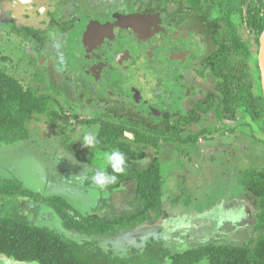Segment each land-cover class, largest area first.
Returning <instances> with one entry per match:
<instances>
[{"label": "rangeland", "instance_id": "1", "mask_svg": "<svg viewBox=\"0 0 264 264\" xmlns=\"http://www.w3.org/2000/svg\"><path fill=\"white\" fill-rule=\"evenodd\" d=\"M63 3V16L67 20L77 17L75 9L80 2L64 0ZM52 4V0H0V67L16 66L17 75L25 79L27 86L33 84L40 94L53 98L48 112L59 114L57 126L47 123L52 114L37 115L27 124L26 139L0 144V179L17 181L32 194L0 197V216L17 217L50 228L65 239L92 247L116 264L151 261L169 264L172 255L211 242L230 245L254 242L259 233L260 207L257 198L246 193L242 173L264 169V141L256 142L250 136L254 133L255 137L264 139L256 124L254 130L242 127L233 134L217 130L196 142L164 146L159 152L165 209L160 219L128 227L116 235L81 234L65 228L56 208L48 201L51 197L65 199L78 218L95 213L113 220L131 217L141 209L132 184L110 191L108 188L99 190L91 182L92 167L99 166L103 153L95 151V147L83 146L80 139L85 132L96 135L99 132V125L83 121L104 112L98 109L96 100L103 103L123 89L126 92L127 89L137 90L154 105L165 103L154 100L152 95L159 92L152 90L156 89L155 82L162 80L164 89L170 90L172 73L162 68L155 52L156 44L149 48L145 39L140 42L145 50L135 53L124 50L114 61L111 53L115 45L104 48V51L110 49L109 57H97L98 48L93 42L99 37H90V31L82 37L78 29L68 38L60 39L56 33L49 35L50 26L43 21V13ZM114 21L112 38L129 27L130 22L137 23L135 19L123 17H116ZM59 22L63 30V19ZM139 31L150 39H160L154 30ZM87 43L90 50L86 56L83 51L74 53ZM1 55L8 56V61L1 64ZM171 58L173 56L169 55L165 61L171 62ZM54 59L60 66V76L56 73L59 69ZM62 67H69L65 74ZM194 68L186 65L182 69L186 81L192 82L199 91L190 97L185 95L187 99L178 108L181 116L186 114L191 97L200 98L210 88V83L200 79ZM116 69L120 74L115 73ZM164 95L160 93L156 98ZM63 114L77 117L63 127ZM217 125L215 121L203 120L190 126L186 135ZM151 159L150 155L136 165L145 168ZM0 264L38 263L19 262L0 255ZM200 264H208V261L205 259Z\"/></svg>", "mask_w": 264, "mask_h": 264}, {"label": "trees", "instance_id": "2", "mask_svg": "<svg viewBox=\"0 0 264 264\" xmlns=\"http://www.w3.org/2000/svg\"><path fill=\"white\" fill-rule=\"evenodd\" d=\"M224 3L223 15L212 27L214 42L220 48L209 62V71L216 80V86L202 101L195 103L181 121L172 122L168 117L154 121L132 108L120 106L106 108L95 118L83 121L99 125V142L95 145V151L104 154L119 149L125 154V174L107 188L118 191L132 184L135 200L141 209L131 217L113 220L95 213L78 218L65 199L56 196L49 198V203L56 208L66 229L81 234L116 235L128 227L160 219L165 209L159 152L164 146L196 142L217 130L230 134L237 133L242 127L254 130V124L258 125L264 136V99L256 56L264 31V0H224ZM246 38L257 44L255 52ZM1 57V64L8 61V56ZM17 72L16 66L0 67V144L26 139L27 124L37 115L52 114L51 121L46 122L57 126L59 114L49 113L47 109L53 98L40 94L33 84L27 86L25 79H21ZM210 115L220 126H207L186 135V127L200 123L205 117L209 119ZM76 117L63 114V127L69 126ZM250 136L256 142L264 141L255 137L254 133ZM150 155L151 162L145 168H138L136 163ZM92 168L91 175L97 167ZM108 171L111 173V168ZM242 176L246 193L257 198L260 207L257 239L245 245L214 242L200 245L172 255L169 264H200L205 259L208 264H264V169L247 170ZM21 195L32 194L17 181L0 179V197ZM0 255L19 262L38 264H116L108 257L100 256L92 247L65 239L50 228L11 216H0ZM148 264L161 263L151 261Z\"/></svg>", "mask_w": 264, "mask_h": 264}, {"label": "flooded vegetation", "instance_id": "3", "mask_svg": "<svg viewBox=\"0 0 264 264\" xmlns=\"http://www.w3.org/2000/svg\"><path fill=\"white\" fill-rule=\"evenodd\" d=\"M63 1L52 0V6L43 13V21H47L50 26L49 35L51 33L55 35L56 33L60 35V39L68 38L73 30L78 29L80 37H82L90 31V37H99L93 42L98 48L97 57H109V48L115 45L116 49L111 53L113 60L120 52L125 53L124 50L127 53L145 50L140 45V42L145 39L149 48H154V44H156L155 52H158L159 56H157L161 61L162 68L164 67V71L168 70L167 73L170 70V73H172L170 90L166 91L164 89V80L155 82L156 89L152 90L154 93L159 92L152 95L154 100L159 99L165 101V103L154 105L148 98L145 100L140 96L137 90L129 91L127 89L126 92L123 89V91L115 92L113 98L106 99L103 103L99 104L96 100L98 109L104 111L106 108L115 106L127 107L154 121L168 117L172 122H176L181 121L182 117L193 109L195 103L202 101L208 92L215 88L216 80L210 74L211 65L209 62L211 56L216 55L220 48L214 42L213 35L215 34L212 32V27L213 24L219 22L223 15L224 0H78L80 3L75 9L77 17L72 16L70 20H67L61 13ZM195 1H198V3L195 4ZM116 17L132 18L137 23L135 21L130 22L129 27L121 29L122 31L116 33L112 38L111 27L114 25ZM61 19H63V30L59 28ZM145 30H154L158 33L160 35L159 41L138 33V31L148 33ZM245 40L255 52L257 44H253L250 38ZM79 43L82 42L79 41ZM105 47L109 48L104 51ZM33 48V45H31V50ZM89 48L90 46L87 43V46L82 45L80 50L76 49L74 53L79 54L83 51L86 56L89 53ZM104 54H108V56L104 57ZM169 55L173 56L171 62L169 60L165 61L169 59ZM256 56L258 59V55ZM49 58L53 59L52 57ZM54 62L59 69V72L56 73L60 76L62 74L60 66L55 59ZM186 65L195 66L194 71L197 76L210 83V88L208 87L205 90L206 93L201 92L203 96L200 98L191 97L188 101L189 108L186 114L181 116L178 108L179 104L187 99L185 95L190 97V94L199 91L192 82H187L185 76L182 75V69ZM50 67L53 66L50 65ZM68 68H63V73ZM115 73L120 74V71L116 69ZM160 93H164V97L156 98ZM213 118L210 117L209 121L216 122ZM203 120H208V118L205 117ZM186 128V131H188L189 127Z\"/></svg>", "mask_w": 264, "mask_h": 264}, {"label": "clouds", "instance_id": "4", "mask_svg": "<svg viewBox=\"0 0 264 264\" xmlns=\"http://www.w3.org/2000/svg\"><path fill=\"white\" fill-rule=\"evenodd\" d=\"M83 146L92 149L99 142L97 135L92 132H85L80 139ZM127 161L125 154L119 149H113L103 154L102 162L91 175L90 179L99 190L106 189L109 185L117 183L120 175L125 174ZM111 168V173L108 169Z\"/></svg>", "mask_w": 264, "mask_h": 264}, {"label": "water", "instance_id": "5", "mask_svg": "<svg viewBox=\"0 0 264 264\" xmlns=\"http://www.w3.org/2000/svg\"><path fill=\"white\" fill-rule=\"evenodd\" d=\"M259 53H258V62H259V69H260V79H261V89L264 99V31L260 36L259 39Z\"/></svg>", "mask_w": 264, "mask_h": 264}]
</instances>
